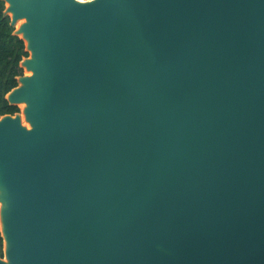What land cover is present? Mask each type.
Listing matches in <instances>:
<instances>
[{
  "label": "water",
  "instance_id": "1",
  "mask_svg": "<svg viewBox=\"0 0 264 264\" xmlns=\"http://www.w3.org/2000/svg\"><path fill=\"white\" fill-rule=\"evenodd\" d=\"M2 1L0 264H264V0Z\"/></svg>",
  "mask_w": 264,
  "mask_h": 264
},
{
  "label": "trees",
  "instance_id": "2",
  "mask_svg": "<svg viewBox=\"0 0 264 264\" xmlns=\"http://www.w3.org/2000/svg\"><path fill=\"white\" fill-rule=\"evenodd\" d=\"M6 3L0 0V118L21 113L19 106L10 105L6 96L16 87L24 75L22 61L29 57L23 39L15 35L16 27L5 14ZM4 240L0 231V257H4Z\"/></svg>",
  "mask_w": 264,
  "mask_h": 264
},
{
  "label": "rangeland",
  "instance_id": "3",
  "mask_svg": "<svg viewBox=\"0 0 264 264\" xmlns=\"http://www.w3.org/2000/svg\"><path fill=\"white\" fill-rule=\"evenodd\" d=\"M21 22H22V20H20V22L18 23V25H20ZM27 73H28V72L25 70V71H24V74L27 75ZM19 106H20V108H21V112H22L23 109H24V107H23L22 104H20ZM22 122H23V125H24L25 127L30 128L29 123L25 120V117H24L23 115H22Z\"/></svg>",
  "mask_w": 264,
  "mask_h": 264
},
{
  "label": "bare ground",
  "instance_id": "4",
  "mask_svg": "<svg viewBox=\"0 0 264 264\" xmlns=\"http://www.w3.org/2000/svg\"><path fill=\"white\" fill-rule=\"evenodd\" d=\"M25 22H26V20H22V22L20 23V25L23 24V23H25ZM20 25H18L17 28H19ZM31 74H32V72L28 71L27 75H31ZM22 105H23V107H25L24 104H22Z\"/></svg>",
  "mask_w": 264,
  "mask_h": 264
}]
</instances>
